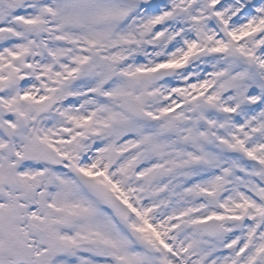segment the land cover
Instances as JSON below:
<instances>
[{"label":"snow or ice","instance_id":"6c2138e0","mask_svg":"<svg viewBox=\"0 0 264 264\" xmlns=\"http://www.w3.org/2000/svg\"><path fill=\"white\" fill-rule=\"evenodd\" d=\"M0 264H264V0H0Z\"/></svg>","mask_w":264,"mask_h":264}]
</instances>
